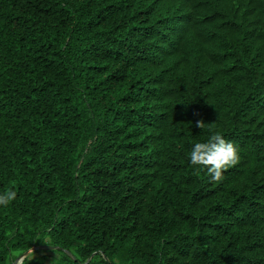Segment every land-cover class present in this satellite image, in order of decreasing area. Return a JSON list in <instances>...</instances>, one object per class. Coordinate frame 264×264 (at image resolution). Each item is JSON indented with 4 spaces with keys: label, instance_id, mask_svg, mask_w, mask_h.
<instances>
[{
    "label": "trees",
    "instance_id": "trees-1",
    "mask_svg": "<svg viewBox=\"0 0 264 264\" xmlns=\"http://www.w3.org/2000/svg\"><path fill=\"white\" fill-rule=\"evenodd\" d=\"M9 190L0 264H264V0H0Z\"/></svg>",
    "mask_w": 264,
    "mask_h": 264
},
{
    "label": "clouds",
    "instance_id": "clouds-1",
    "mask_svg": "<svg viewBox=\"0 0 264 264\" xmlns=\"http://www.w3.org/2000/svg\"><path fill=\"white\" fill-rule=\"evenodd\" d=\"M205 124L203 120H200L197 121L196 126L203 129ZM239 160V146L219 131L209 135L205 141L193 143L188 154L190 165L197 170L205 171L210 182H220L224 173L237 165ZM16 199L15 190L0 193V208H7ZM34 258L33 249H30L27 254L20 257L17 264H25V261H32Z\"/></svg>",
    "mask_w": 264,
    "mask_h": 264
},
{
    "label": "water",
    "instance_id": "water-1",
    "mask_svg": "<svg viewBox=\"0 0 264 264\" xmlns=\"http://www.w3.org/2000/svg\"><path fill=\"white\" fill-rule=\"evenodd\" d=\"M39 249H54V248H51V247H48V248H46V247H41V248H39ZM36 250H38V249H33V252L36 251ZM28 252H29V251H28ZM28 252H26L25 254H27ZM25 254H24V255H25ZM24 255H22V256H24ZM22 256H21V257H22ZM19 259H20V257H19V258L13 263V264H17V261H18Z\"/></svg>",
    "mask_w": 264,
    "mask_h": 264
}]
</instances>
